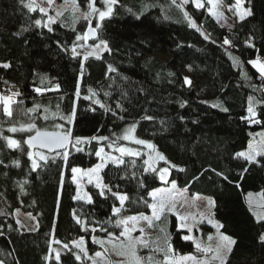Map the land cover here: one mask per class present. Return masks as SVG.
<instances>
[{
  "label": "trees",
  "instance_id": "1",
  "mask_svg": "<svg viewBox=\"0 0 264 264\" xmlns=\"http://www.w3.org/2000/svg\"><path fill=\"white\" fill-rule=\"evenodd\" d=\"M79 2L86 9V0ZM230 2L225 0V3ZM97 6L102 7L100 0H97ZM246 6L252 8L253 16L242 23L234 22L235 27L229 30L217 23L205 9L196 10L191 4L186 5L185 10L209 35L205 40L188 26L181 12L171 6V0H119L114 15L103 22L100 30L101 38L108 41L112 52L102 53L101 59L90 57L83 61L81 79L82 57L71 58L56 42L70 45L76 34L85 30V21L80 20L75 25L76 32L68 25L69 21H58L53 25L54 31L49 33L46 28H36L32 24L29 17L39 18V14L28 13L20 0H0V63L10 62L12 65L9 69H0V91L6 87L3 80H7L22 93L24 103L16 110L15 120L26 121L22 110L40 104L49 109L50 118L47 121L37 119L39 127L51 129L54 124L61 123L70 127L74 135H103L114 139L129 124L138 121L136 136L152 141L172 162L185 169L184 172L172 169L170 179H176L180 188L187 187L191 195L208 196L217 201L214 218L225 226L221 231L238 241L228 257L229 264H264V244L259 241L260 233L264 232V221L258 223L253 215V212H264V207H251L250 210L247 203L248 193L264 192V167L248 165L249 171L240 180L244 162L233 158L247 145L251 137L249 133L264 128V124L249 125L241 119L246 115L247 97L261 98V93L252 87L261 84L259 74L246 61L256 55L264 56V0H250ZM141 12L143 15L136 19ZM165 15L169 19H165ZM23 27H29V30L14 35ZM225 37L235 47L222 46ZM250 37L255 48L245 44ZM228 53L244 61L243 66H234ZM158 54L168 60L159 59ZM109 64L116 69L115 72L107 71ZM242 71L247 72L250 80L242 76ZM185 76L192 79L191 87L183 84ZM41 78H45L43 84ZM78 82L80 96L76 97ZM56 84L60 85L59 90L45 91L43 95L34 91L35 87L54 88ZM90 87L97 96L85 99L90 95ZM95 99L112 111L95 104ZM185 101L187 103L181 107ZM117 103L123 110L116 107ZM216 103L229 111L212 107ZM57 105L59 114L65 116L75 108L73 124L68 125L59 119V115L51 118L52 113H57ZM261 108L264 105H257L258 111ZM145 115L154 119H142ZM6 119L0 115V122ZM161 120L166 122L163 126ZM8 126L3 123L5 135L25 138L21 133H8ZM118 143L141 147L123 140ZM100 146L95 141L81 145L83 151L73 149L67 165L57 158L46 167L31 172L27 155L8 149L0 140V160L3 161L0 164V210L6 213L0 215V233H3L0 235V261L3 264H55V261L44 259L53 236L61 242L84 236L89 251H94L97 246L92 243L91 235L105 233H91L90 229L83 231L74 214L97 228L103 225L109 231L118 229L112 226L116 217H113L111 208L114 203L118 205L114 198L102 199L96 194L98 190L88 185L95 201L93 204L73 199L75 184L70 168L95 164L98 158L94 152ZM24 149L26 152V145ZM105 151L113 152V149L106 147ZM16 159L20 161L19 167L12 164ZM124 160V165L108 164L101 173L104 182L119 185L120 191L129 194L130 201L126 202L122 215L149 213L150 209L139 202V197L150 201L147 191L163 184L152 174L143 173L147 187L140 188L138 179L142 174L143 159L124 157ZM211 169L224 172L233 183L224 181ZM133 172L135 177H132ZM25 179L28 183L22 194L18 182ZM236 183L240 184L239 188ZM14 209L31 213L36 219L35 230L20 229L13 215ZM167 218L176 254L199 255L191 241L180 238L185 233L177 230L176 218L172 215ZM202 225L201 233L205 237L212 228ZM193 231L197 232L196 229ZM62 261L69 264V256L62 254ZM70 264L79 262L72 258Z\"/></svg>",
  "mask_w": 264,
  "mask_h": 264
},
{
  "label": "snow or ice",
  "instance_id": "2",
  "mask_svg": "<svg viewBox=\"0 0 264 264\" xmlns=\"http://www.w3.org/2000/svg\"><path fill=\"white\" fill-rule=\"evenodd\" d=\"M102 7L97 6V0H86V9L81 10V4L79 0H63V3L56 5V0H20V3L28 13H38L39 18H32V24L36 28L47 29L49 33L54 31L53 25L65 18V12L71 9V25L72 31L76 32L75 25L83 20L86 22V28L84 31L76 34L75 39L70 45L61 44L57 41V45L65 53H69L70 57L80 58V78L84 75V63L90 57L96 59L102 58V53H111L112 49L109 47V43L106 39L101 38L100 30L103 28V22L110 19L115 13V6L119 3V0H100ZM250 0H231L227 3L226 11L232 13V17L236 23H242L249 17L253 16V10L247 7L246 4ZM191 4L196 10L205 9L207 14L220 23L222 20L227 21L225 12V0H171V6L178 9L183 15L184 20L187 22L190 28L199 32L205 40L209 39V35L202 31L198 26L196 20L192 15L185 10V6ZM50 11H54L55 15L49 14ZM129 11H131L129 9ZM143 13L136 15V19H140ZM169 19L167 15L164 17ZM95 21V24H93ZM63 26V25H62ZM224 26V25H222ZM229 30L235 27V23L227 25ZM29 27H23L20 32L14 33V35H21L23 32H27ZM92 40V44H88V41ZM245 44L249 48H255V43L250 37ZM227 45L235 47L233 42L225 37L222 41V46ZM259 52V49H257ZM233 60L234 66H243L244 61H240L239 58L233 57L231 53H228ZM250 64L256 72L259 74L261 84L259 86L252 85L254 91L261 93V98L257 99L253 95L247 97L246 115L241 117L249 125L264 124V108L260 111L257 110V105H264V56L257 55L254 59L246 61ZM12 65L10 62L0 63V69H9ZM190 69V66H189ZM107 71L109 73L115 72L116 69L109 64ZM242 76L245 79H249L247 72L242 71ZM169 75H173L169 73ZM45 78H41V84L44 83ZM127 79V78H125ZM3 84L6 86L3 91H0V115L7 118L6 121L0 122V140L5 142V146L8 149L18 150L21 153L27 155L30 162V171L36 172L37 170L46 167L50 161L55 159H61L65 165L68 164L69 157L72 154V150L77 152L83 151L81 145L91 144L95 141L102 146L98 147L94 155L98 158V163H95L92 167L87 169L81 167H71V179L72 182L77 185L76 195L73 197L76 201H85L88 204H93L95 201L93 195L87 191H84L83 184H91L97 189V195L102 199L114 198L118 202V205L114 203L111 208L113 217H116L114 224L115 228L120 229L119 234L109 231L107 227L101 225L97 228L94 225H90L87 219H81L79 216H75L76 223L81 225L82 230L91 233L97 231L105 233L103 237L96 235L91 236L92 243L98 245L100 250L93 251V254H89V248L83 236L78 239L71 240L70 242H61L55 239L53 236L51 243L49 244V253L44 257L46 261H55V264H64L62 261V254L69 256V264L72 258L79 264H111L108 259L109 249L115 252L116 255L124 257L120 264H229L228 257L233 253L234 247L238 241L231 235L225 234L221 231L224 229V225L214 218L213 209L216 208L217 201L212 197H207V212L198 213H182L179 211L180 207H183L187 203V197L184 193L187 191V187L180 188L176 179H170L172 169H177L180 172H184L185 169L179 167L176 163L172 162L163 152L159 150L156 144L150 140L141 139L136 136L137 122H133L128 125L123 133L115 138H110L103 135H91V136H79L74 135L70 127H65V124H54L51 129L47 127H39L36 123L37 119L49 120V109L40 104H33L31 108L22 110V114L27 117L26 121L15 120L16 110L19 106L23 105L24 101L21 99L22 93L16 88V85L10 84L9 81L3 80ZM183 84L191 87L193 81L190 77L185 76L183 78ZM60 85L56 84L53 87H35L34 91L37 94L43 95L45 91L59 90ZM80 84L76 85L75 96H80ZM90 95L85 99H92L97 96V92L91 87L88 89ZM109 95V93H105ZM95 104H99L101 108H105L106 111H112L111 108H107L99 99L94 100ZM187 102L181 103V107H184ZM117 108L123 110L121 104L117 103ZM212 107L220 108L221 111L228 112L229 109L224 107L220 103L213 104ZM43 108V114L41 109ZM59 105H57V113H52L53 119L59 115V119L65 121L68 125L73 124L76 118L75 108L68 115L59 114ZM95 111V109H92ZM113 115H116L113 112ZM121 119H123L121 117ZM144 120H153L154 117L145 115L142 117ZM183 120L184 118L181 117ZM195 122V121H194ZM3 123H8L6 131L8 133L16 134L21 133L26 138L17 139L12 135H5V129ZM166 122L160 121L163 126ZM167 130L166 128L164 129ZM252 137L247 143L246 149L237 151L234 155V159L242 160L244 166L239 173V179H244V173L249 171L248 165H259L264 167V130L257 133H249ZM258 138V139H257ZM128 141L131 144L141 146V148H133L126 145L119 144L118 141ZM104 142H107L104 144ZM24 145H27V151L25 152ZM113 149V152L119 153V155H113L106 152L105 148ZM142 149H147L144 152ZM144 156L147 158L144 159ZM124 157H138L143 159V169L141 177L138 179L140 188H146L147 185L144 182L143 173H150L156 179H158L164 186L155 187L150 191H147V197H150V201L145 197H139V202H142L147 208L151 209V214L146 215L139 213L137 215H122V210L125 208L126 202L130 201V196L127 192L119 190V185H111L104 182V178L101 175L103 170L109 163L113 165H124L126 161ZM162 162V165H161ZM0 164L3 161L0 160ZM12 164L16 167L20 166L19 159L13 160ZM133 167H135V160L132 161ZM7 167V165H5ZM217 176H220L224 181L233 183L229 176L224 172H217L215 169H211ZM136 173H132V177H135ZM198 179V177H194ZM28 183L25 179L22 182H18L20 192L25 193L24 185ZM63 184V173H61V185ZM237 188L240 187L239 183H236ZM116 189V190H114ZM2 195V193H0ZM199 200V194H196L193 198ZM258 207H264V192L258 196ZM247 203L250 210L253 204V194L248 193ZM19 210L17 209V212ZM0 210V215H4ZM31 217V213L27 214ZM168 215H172L176 218L177 230L184 232L180 238L183 241H191L195 247L196 254L177 255L173 248L171 241V233L167 232L165 227H158L160 224H164ZM257 222L264 221V212H253ZM207 222L213 228L216 229L215 236L209 235L208 240L215 239L216 243H205L199 237L193 234L194 229H198V225ZM141 222H144L143 225ZM21 222L17 220V224ZM147 229H157L160 236L153 239ZM35 230V229H31ZM139 232L140 235H134ZM3 235V233H0ZM259 241L264 244V232L259 235ZM60 245V247H52V245ZM142 249H147V255H141ZM162 254V259H157V255ZM3 264V261H0Z\"/></svg>",
  "mask_w": 264,
  "mask_h": 264
},
{
  "label": "rangeland",
  "instance_id": "3",
  "mask_svg": "<svg viewBox=\"0 0 264 264\" xmlns=\"http://www.w3.org/2000/svg\"><path fill=\"white\" fill-rule=\"evenodd\" d=\"M63 3V0H56V5H60V4H62ZM224 8H225V12H226V16H227V21L225 22V21H221L219 24L220 25H224L225 27H227V25H229V24H233L235 21H234V18L232 17V13H230V12H227L226 11V8H227V3H225V5H224ZM81 10H85L84 8H82L81 7ZM49 14H51V15H55V12L54 11H50V13ZM65 20H67V21H69L68 22V25L69 26H72L71 25V9H69V11H67V12H65V18H62V23H64L63 21H65ZM215 20V19H214ZM228 28V27H227ZM93 43V41H88V44L90 45V44H92ZM257 56V55H256ZM256 56H254L252 59H254ZM157 57L159 58V59H162V60H168V57H166V56H164V55H161V54H158L157 55ZM132 124V123H131ZM130 125V124H129ZM262 130H264V128H261V129H259V130H256V131H254V132H252V133H257V132H260V131H262ZM250 139H252V137H250ZM249 139V140H250ZM258 139V138H257ZM127 146V145H126ZM130 147V146H129ZM246 147H247V145L243 148V149H241V150H239V151H242V150H244V149H246ZM141 148V147H140ZM144 152H146L147 151V149H142ZM109 153H112L113 155H119V153H115V152H109ZM147 157L145 156V159H146ZM99 161H97L96 163H98ZM94 165V164H93ZM93 165H91V166H88V167H81V166H73V167H81V168H85V169H87V168H89V167H92ZM162 165V164H161ZM75 184V183H74ZM88 185H91V184H87L86 182L83 184V188H84V191H87V192H89L88 191V189H87V186ZM93 186V185H92ZM164 185H161V186H159V187H163ZM76 191H77V185L75 184V194H74V196L76 195ZM253 194V204H252V208H254V209H257V208H259L258 207V203H259V199H258V196H259V192H257V193H252ZM196 194H194V195H191V194H189L187 191L184 193V196L185 197H187V203H185L184 204V206L183 207H180L179 208V211L180 212H182V213H198V212H207V207H206V205H207V200H206V198L208 197V196H203V195H199L200 196V199L199 200H193L192 198L195 196ZM19 211L17 212V209H14V211H13V215H14V218L16 219V221L17 220H19L21 223L20 224H18L19 225V227H20V229H22V230H31V229H35L36 228V219H35V217L34 216H32L31 215V217H29L27 214L28 213H26V212H23L22 210H20V209H18ZM264 210V209H263ZM262 210V211H263ZM213 211V210H212ZM144 214H146V215H150L151 214V211L149 212V213H144ZM75 215V214H74ZM133 215H137V214H133ZM75 216H77V215H75ZM81 219H84V218H81ZM168 222H169V219L167 218V220H166V222L164 223V224H160V225H158V227H165L166 228V230H167V232H169V228H168ZM143 223L144 222H141V224L143 225ZM203 224H206V225H209L206 221L203 223ZM209 226H211V225H209ZM203 228H204V226L202 225V224H200V225H198V229L199 230H197V232H195V231H193V234L194 235H196L197 237H199L202 241H204L206 244L207 243H211V244H215L216 243V241H215V239H213L212 241H209L208 240V236L209 235H212V236H215V233H216V229L215 228H213L212 226H211V228H212V230H210L209 232H208V234L205 236V237H203L202 236V233H201V231L203 230ZM112 232H115V233H117V234H119V231H120V229H117V230H111ZM147 231L150 233V235H151V237L153 238V239H156L158 236H160L161 235V233H159V231L157 230V229H147ZM186 234V233H185ZM92 235H96V236H98V237H103L104 235H102V234H92ZM91 235V236H92ZM134 235H140V233L139 232H136V233H134ZM79 237H81V236H79ZM79 237H76V238H74V239H78ZM84 237V236H83ZM85 238V237H84ZM74 239H72V240H74ZM85 241H86V239H85ZM87 243V242H86ZM97 247H96V249L94 250V251H98V250H100V248H99V246L98 245H96ZM52 247H60V245H55V244H53L52 245ZM89 254L90 255H92L93 254V251L92 252H90L89 251ZM140 254L141 255H147L148 254V250L147 249H142L141 250V252H140ZM187 254H194V253H180V254H177V255H187ZM198 255V254H197ZM201 254H199L198 256H200ZM108 259L110 260V262H111V264H120V262L124 259V257H121V256H118V255H116L115 254V252L114 251H112L111 249H109V253H108ZM157 259H162V254H158L157 255ZM88 263V262H87Z\"/></svg>",
  "mask_w": 264,
  "mask_h": 264
},
{
  "label": "water",
  "instance_id": "4",
  "mask_svg": "<svg viewBox=\"0 0 264 264\" xmlns=\"http://www.w3.org/2000/svg\"><path fill=\"white\" fill-rule=\"evenodd\" d=\"M25 138H26V136H25ZM27 146V145H26Z\"/></svg>",
  "mask_w": 264,
  "mask_h": 264
},
{
  "label": "crops",
  "instance_id": "5",
  "mask_svg": "<svg viewBox=\"0 0 264 264\" xmlns=\"http://www.w3.org/2000/svg\"><path fill=\"white\" fill-rule=\"evenodd\" d=\"M150 211H151V209H150Z\"/></svg>",
  "mask_w": 264,
  "mask_h": 264
}]
</instances>
